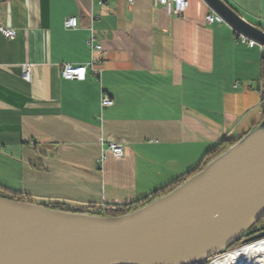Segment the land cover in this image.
Wrapping results in <instances>:
<instances>
[{
	"label": "crops",
	"instance_id": "0c3cea01",
	"mask_svg": "<svg viewBox=\"0 0 264 264\" xmlns=\"http://www.w3.org/2000/svg\"><path fill=\"white\" fill-rule=\"evenodd\" d=\"M188 1L174 16L154 0H0V26L16 31L0 32V188L76 212L131 205L257 127L264 50L227 23L208 25L204 0ZM224 1L264 30V0ZM92 31L101 75L89 67L85 81L63 79L62 65L92 61Z\"/></svg>",
	"mask_w": 264,
	"mask_h": 264
},
{
	"label": "water",
	"instance_id": "95a60500",
	"mask_svg": "<svg viewBox=\"0 0 264 264\" xmlns=\"http://www.w3.org/2000/svg\"><path fill=\"white\" fill-rule=\"evenodd\" d=\"M204 1L264 47V30L224 0ZM263 217L264 119L175 190L125 215L60 211L0 196V264H203L256 232L250 229ZM263 238L264 232L255 234L244 247Z\"/></svg>",
	"mask_w": 264,
	"mask_h": 264
},
{
	"label": "built area",
	"instance_id": "2783aa9c",
	"mask_svg": "<svg viewBox=\"0 0 264 264\" xmlns=\"http://www.w3.org/2000/svg\"><path fill=\"white\" fill-rule=\"evenodd\" d=\"M103 0H98L99 3H102ZM134 0H126L128 6L133 5ZM156 6H164L170 15L180 16L186 12L189 7L188 0H154ZM205 21L208 25L213 24H223L225 23L224 19L215 14L210 13L206 16ZM64 26L66 29H76L78 27V20L75 17H69L65 20ZM0 32L8 40H14L16 38V31L11 27L0 26ZM238 37L242 42L248 43L250 47L256 46V42L249 40L244 35L237 32ZM97 38L95 33L92 31L89 37L87 38V44L90 46L93 52L92 61L86 66H75L72 64H64L61 66V75L63 79L68 81H85L87 78L88 68L91 67L96 76L101 75V70L96 67V63H99V59L95 58V53H102L103 47L100 44H97ZM261 49L264 50V47L261 46ZM22 78L26 82H32V64L24 63L22 65ZM264 97V94H262ZM114 105L113 99L108 95L104 94L101 99L102 108H109ZM102 142H104L102 140ZM108 148L112 154L120 159L124 156V146L121 143L110 141L108 143Z\"/></svg>",
	"mask_w": 264,
	"mask_h": 264
},
{
	"label": "trees",
	"instance_id": "16d2710c",
	"mask_svg": "<svg viewBox=\"0 0 264 264\" xmlns=\"http://www.w3.org/2000/svg\"><path fill=\"white\" fill-rule=\"evenodd\" d=\"M260 85H261V89H262L263 94H264V57H263L262 62H261ZM262 109H263V119H264V97H262ZM242 138L243 137L239 138L238 140H225L216 149H214L213 151L206 154V156L204 157L202 163L200 164V166H198V168H196L194 171H192L191 173H189L187 176L183 177L182 179L176 181L174 184H172L168 188L154 194L153 196H151L149 198L138 201V202L131 204V205H126V206H121V207H119V206L91 207L86 212H77V213H87V214L97 215V216L116 217V216H121V215L131 213L133 211H136V210L152 203L153 201L159 199L160 197L169 194L173 190H175L177 187H179L185 181H187L188 179H190L194 175L201 172L211 161H213L218 156H220L221 154L226 152L228 149H230L232 146H234ZM0 196L7 198V199L19 201V202H26V203L32 202V200L30 198L23 196L22 194L10 192V191L5 190L3 188H0ZM47 207H49L51 209H55V210H60V211L76 212V211L68 209L62 205H53V206H47ZM255 227H259V229H257V231H256L257 233L256 232L251 233L250 235H248V238L255 235V234H258L260 232H264V217L255 226H253L251 229H253ZM248 238H246V239H248ZM244 241L245 240L240 239L237 243L234 244V246L229 251H233L235 249H239V248L243 247L245 245ZM214 259L215 258H212L203 264H211V262Z\"/></svg>",
	"mask_w": 264,
	"mask_h": 264
},
{
	"label": "bare ground",
	"instance_id": "6f19581e",
	"mask_svg": "<svg viewBox=\"0 0 264 264\" xmlns=\"http://www.w3.org/2000/svg\"><path fill=\"white\" fill-rule=\"evenodd\" d=\"M212 264H264V240L226 253Z\"/></svg>",
	"mask_w": 264,
	"mask_h": 264
},
{
	"label": "rangeland",
	"instance_id": "374dc122",
	"mask_svg": "<svg viewBox=\"0 0 264 264\" xmlns=\"http://www.w3.org/2000/svg\"><path fill=\"white\" fill-rule=\"evenodd\" d=\"M262 240H264V238L261 239V241H262ZM259 242H260V241H259ZM257 243H258V242H257ZM243 247H244V246H243ZM235 250H237V249H235ZM229 252H231V251H228V253H229ZM225 254H226V253H224V254L218 256L217 258H215V259L211 262V264H212L215 260H217L218 258L223 257Z\"/></svg>",
	"mask_w": 264,
	"mask_h": 264
},
{
	"label": "flooded vegetation",
	"instance_id": "af4514ba",
	"mask_svg": "<svg viewBox=\"0 0 264 264\" xmlns=\"http://www.w3.org/2000/svg\"><path fill=\"white\" fill-rule=\"evenodd\" d=\"M257 229H259V227H255V228L251 229L250 231H255V230H257ZM250 231H249V232H250ZM256 233H257V232H256ZM246 238H248V236L244 237L243 240H245Z\"/></svg>",
	"mask_w": 264,
	"mask_h": 264
}]
</instances>
